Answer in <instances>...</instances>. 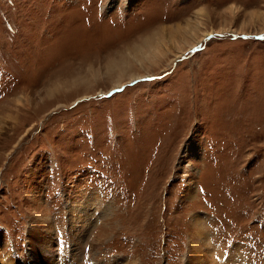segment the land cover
Returning a JSON list of instances; mask_svg holds the SVG:
<instances>
[{
    "label": "rangeland",
    "instance_id": "obj_1",
    "mask_svg": "<svg viewBox=\"0 0 264 264\" xmlns=\"http://www.w3.org/2000/svg\"><path fill=\"white\" fill-rule=\"evenodd\" d=\"M43 219L65 264H264V0H0V264L61 263Z\"/></svg>",
    "mask_w": 264,
    "mask_h": 264
},
{
    "label": "bare ground",
    "instance_id": "obj_2",
    "mask_svg": "<svg viewBox=\"0 0 264 264\" xmlns=\"http://www.w3.org/2000/svg\"><path fill=\"white\" fill-rule=\"evenodd\" d=\"M131 76H133V75H131ZM89 203H91V202H89ZM95 203V202H94ZM86 204H87V201H86ZM86 204H84V206L86 205ZM88 205V204H87ZM83 206V207H84ZM90 207V206H89ZM92 207V206H91ZM86 209V208H85ZM95 215H97V214H95ZM89 216V215H88ZM86 218V217H85ZM75 218H73V220H74ZM75 221V220H74ZM91 224H92V222H90ZM43 226H45L46 228L45 229H42L41 230V227H43ZM33 227H34V229H38L37 230V234L39 233V232H42V233H44V236L42 237V238H44V239H36V241H38L37 242V244H35V246H37L38 247V249L36 250L37 251V258L39 259V262H45L47 259H45V257L44 256H48V257H52L53 256V254H56V253H58V246L60 245V241H58L59 242V244L57 245V244H55L56 243V241H57V239H55L53 236H52V232H51V230H52V228H51V224H50V221H49V219H43L41 222L40 221H38V220H36L34 223H33ZM75 228V227H74ZM81 228V227H80ZM80 228H76V232H79L80 233V231H79V229ZM89 228V227H88ZM85 230V229H84ZM87 231V230H86ZM88 232V231H87ZM86 233V232H85ZM83 234V233H82ZM82 234L80 233L78 236H76L75 235V237L77 238V241H79L80 242V236H82ZM73 236V235H72ZM45 238H46V240H45ZM52 238V240L50 241L49 239H51ZM75 239V238H74ZM200 240V239H199ZM75 243H76V241H74ZM78 242V243H79ZM56 246H57V248H56ZM53 247H55L56 249H53ZM75 247V246H74ZM72 249V248H71ZM56 252V253H55ZM73 253V252H72ZM204 255V254H203ZM58 259L59 260H61V263L60 264H65V258L63 257V254H61V253H58ZM75 256H76V254H75ZM75 256H73L74 258H75ZM72 257V256H71ZM82 257V256H81ZM0 260L2 261L3 259L2 258H0ZM11 263V262H10ZM201 263V262H200ZM6 264V263H5ZM125 264H132V263H130V262H128V263H125ZM202 264V263H201Z\"/></svg>",
    "mask_w": 264,
    "mask_h": 264
},
{
    "label": "built area",
    "instance_id": "obj_3",
    "mask_svg": "<svg viewBox=\"0 0 264 264\" xmlns=\"http://www.w3.org/2000/svg\"><path fill=\"white\" fill-rule=\"evenodd\" d=\"M92 190H97V191H104V189H92ZM102 194H104V193H102Z\"/></svg>",
    "mask_w": 264,
    "mask_h": 264
}]
</instances>
